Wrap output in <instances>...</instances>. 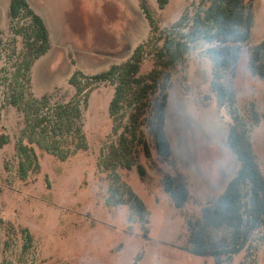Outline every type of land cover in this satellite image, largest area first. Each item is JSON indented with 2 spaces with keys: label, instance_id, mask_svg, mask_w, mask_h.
<instances>
[{
  "label": "rangeland",
  "instance_id": "374dc122",
  "mask_svg": "<svg viewBox=\"0 0 264 264\" xmlns=\"http://www.w3.org/2000/svg\"><path fill=\"white\" fill-rule=\"evenodd\" d=\"M26 1L52 37L50 51L32 63L31 91L50 96V106L67 102L75 92L69 79L77 73V80L89 86L77 102L87 147L61 159L34 146L38 166L20 177L15 144L23 115L3 101L17 67L33 55L16 33L21 27L30 29L31 20L21 13L11 24L8 0H0V136L8 138L0 146V264H214L210 256L183 250L188 246L187 223L200 220L201 208L223 191L238 168L225 142L230 125L247 130L264 175V120L253 119L255 112L264 111V79L248 67L253 47L264 40V0L252 1L251 36L241 44L237 63L220 70H214L206 55L207 44L189 42L192 21L206 6L201 0H169L161 10L156 0ZM143 1L160 29L155 34L142 13ZM177 22L181 25L165 31ZM162 33L190 45L168 90L165 130L172 153L168 160L160 158L144 122L136 134L149 144L151 158L130 133L131 151L125 155L119 138L129 125L130 110L113 120L109 104L114 86L87 77L124 62L141 43L139 74L147 73ZM260 60L264 63V56ZM213 81L229 94L222 106ZM128 159L130 169L123 165ZM136 164L145 169L143 179ZM165 173L186 177L190 199L184 207L176 208L163 190ZM142 226L146 240L140 235ZM23 229L30 234L28 246ZM207 237L211 250H223L222 264H264V222L242 227L239 234L209 229Z\"/></svg>",
  "mask_w": 264,
  "mask_h": 264
},
{
  "label": "trees",
  "instance_id": "16d2710c",
  "mask_svg": "<svg viewBox=\"0 0 264 264\" xmlns=\"http://www.w3.org/2000/svg\"><path fill=\"white\" fill-rule=\"evenodd\" d=\"M168 1L156 0L157 8L163 9ZM252 1L201 0L206 6L192 21L188 31L191 37L189 42L194 44L202 41L208 45L205 53L211 60L214 70L231 68L237 63L241 44L247 42L251 36L254 22ZM141 9L148 20L150 33L159 32L160 29L146 9L144 1L141 2ZM21 13L30 18L31 25L30 29L21 27L16 33L21 35L25 46L34 51L12 75L3 102L23 115V128L15 144V152L20 177L24 178L28 170H34L38 166L34 146L61 159L79 149H86L81 124L82 112L77 102L84 89L89 86H83L76 78L77 73H74L69 83L75 88V92L69 101L56 102L50 106V96L37 97L33 94L29 73L32 63L50 49L49 33L43 19L34 12L26 0H8L7 15L11 24ZM178 25L181 24L174 23L165 31H173ZM160 39L162 43L154 47L153 65L147 73L139 74L145 46L141 43L127 60L113 64L108 69L87 77V80L94 83L108 82L114 86L109 104V115L112 119L119 112L130 110L127 115L129 125L124 128L119 138L120 151L123 154L129 155L131 151L128 145L130 141L126 135L130 133L132 139H136V143L140 145L144 156L151 158L149 144L136 134L145 122L157 154L162 160H168L172 153L165 130L168 90L171 88V77L178 67L183 66L184 56L190 50V45L171 38L169 34L162 33ZM261 56H264V40L253 47L248 63L250 72L264 79V63L260 60ZM212 88L219 105L222 106L228 93L222 84L214 81ZM86 98L87 94L84 99ZM233 100L231 97L232 103ZM232 114L234 120H237L235 109H232ZM253 119L255 123L260 119L264 120V111L260 114L255 112ZM23 139L26 140L25 143ZM6 142L8 138L1 135L0 146ZM225 142L234 154L238 168L223 191L211 203L201 208L200 220L196 223H187L189 236L185 250L192 256H210L214 264H222L220 255L223 250L210 249L207 237L209 229L226 228L234 234H239L242 227L251 229L264 222V175L257 164L247 130L243 126L230 125ZM123 165L130 169L133 162L128 159ZM136 170L143 179L144 167L136 164ZM161 185L178 209L184 207L190 199L188 182L182 174H163ZM141 222L145 223L143 219ZM23 230L28 246L31 241L30 234L27 229ZM233 252H237V249Z\"/></svg>",
  "mask_w": 264,
  "mask_h": 264
},
{
  "label": "crops",
  "instance_id": "0c3cea01",
  "mask_svg": "<svg viewBox=\"0 0 264 264\" xmlns=\"http://www.w3.org/2000/svg\"><path fill=\"white\" fill-rule=\"evenodd\" d=\"M43 21H44V20H43ZM46 27H47V26H46ZM47 30H48V33H49L50 49H51V42H52L51 40H52V37H51V33H50V31H49L48 28H47ZM50 49L48 50V52L50 51ZM48 52H47V53H48ZM47 53H46V54H47ZM46 54H45V55H46ZM45 55H44V56H45ZM42 57H43V56H42ZM128 226H129V225H128ZM146 226H148V224H146ZM145 228H146V227H145ZM142 229H143V230H142ZM141 230H142V232H141L140 235H141L142 238H144V239L146 240V239H147V237H146V233H147V231H146V229H144V226H142ZM127 232L130 233V234H132V233H133V232H132V227H127ZM136 235H138V234H136ZM179 235H180V234H179ZM121 245H122V244H121ZM178 247H179V246H178ZM120 248H122V247H120ZM179 248H180V247H179ZM181 250H182V249H181ZM183 250H185V248H184ZM185 251H186V250H185ZM186 252H187V251H186ZM189 254H190V253H189ZM190 255H191V254H190ZM139 259H140V258H139Z\"/></svg>",
  "mask_w": 264,
  "mask_h": 264
}]
</instances>
